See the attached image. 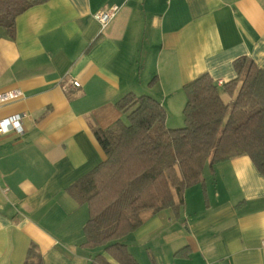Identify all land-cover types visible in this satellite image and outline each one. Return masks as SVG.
Wrapping results in <instances>:
<instances>
[{
  "label": "crops",
  "instance_id": "crops-1",
  "mask_svg": "<svg viewBox=\"0 0 264 264\" xmlns=\"http://www.w3.org/2000/svg\"><path fill=\"white\" fill-rule=\"evenodd\" d=\"M114 5L103 29L94 15ZM244 56L264 69V0H51L16 19L15 39L0 28V92L24 93L0 107L24 128L0 136V264H25L32 244L45 264H91L89 209L68 189L106 160L94 127L125 121L130 93L179 120L204 73L229 103ZM203 177L178 212L145 213L122 240L140 264H264V174L240 156Z\"/></svg>",
  "mask_w": 264,
  "mask_h": 264
},
{
  "label": "trees",
  "instance_id": "trees-1",
  "mask_svg": "<svg viewBox=\"0 0 264 264\" xmlns=\"http://www.w3.org/2000/svg\"><path fill=\"white\" fill-rule=\"evenodd\" d=\"M50 1L0 0V28L15 39L16 19ZM234 69L236 79L222 86L229 103L208 73L184 86L181 128L167 126L160 102L133 93L117 103L125 121L106 130L94 127L106 160L68 189L89 209L82 247L100 250L91 264H140L122 240L143 225L145 213L178 212L185 192L204 184L207 164L248 156L264 174V69L245 56ZM25 264H45L36 245Z\"/></svg>",
  "mask_w": 264,
  "mask_h": 264
},
{
  "label": "built area",
  "instance_id": "built-area-1",
  "mask_svg": "<svg viewBox=\"0 0 264 264\" xmlns=\"http://www.w3.org/2000/svg\"><path fill=\"white\" fill-rule=\"evenodd\" d=\"M120 9V6L117 5L111 6L108 9L96 13L94 15V18L101 24L102 28L105 29L120 12ZM71 84L75 87L81 86L80 82L76 80H71ZM23 97L24 93L20 89H9L0 92V107L22 99ZM22 119V116L15 115L0 120V136H4L10 133L22 135L24 132Z\"/></svg>",
  "mask_w": 264,
  "mask_h": 264
},
{
  "label": "rangeland",
  "instance_id": "rangeland-1",
  "mask_svg": "<svg viewBox=\"0 0 264 264\" xmlns=\"http://www.w3.org/2000/svg\"><path fill=\"white\" fill-rule=\"evenodd\" d=\"M168 125H180V126H177L178 128L183 127L185 125L184 114H182V117H179V120L175 119L167 123V126Z\"/></svg>",
  "mask_w": 264,
  "mask_h": 264
}]
</instances>
